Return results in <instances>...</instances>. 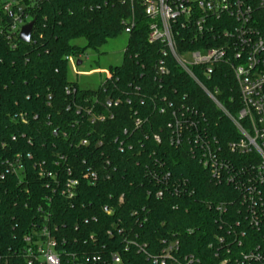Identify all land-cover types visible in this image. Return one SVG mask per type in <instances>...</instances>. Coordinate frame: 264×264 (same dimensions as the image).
Wrapping results in <instances>:
<instances>
[{
    "label": "trees",
    "instance_id": "16d2710c",
    "mask_svg": "<svg viewBox=\"0 0 264 264\" xmlns=\"http://www.w3.org/2000/svg\"><path fill=\"white\" fill-rule=\"evenodd\" d=\"M24 10L34 23L28 44L9 33L8 15L0 23V264H18L14 254L22 237L42 227L57 229L66 254L100 255L98 264H113L111 254L119 264H151L147 257L158 256L173 242L178 243L174 255L179 263L192 256L195 264H219L215 240L225 228L246 233L242 251L260 243L264 187L257 200L263 211L260 229H251L240 193L233 186L214 185L186 147L168 145L171 110L159 114L163 98L173 109L184 107L203 116L222 146L235 133L198 86L173 60L161 56L162 46L147 42L145 17L135 16L121 65L109 68V78L97 89L80 90L68 80L66 57L98 51L119 37L131 11L116 0H43ZM261 26L264 35V20ZM78 40L85 45H76ZM161 60L169 72L159 79L155 67ZM225 66L217 65L210 79L200 80L234 113L239 94ZM108 99L119 100L118 107L105 110L102 104ZM90 109L112 113L113 119L91 124ZM135 118L147 121L135 130ZM153 135L161 137L160 145ZM119 141L130 149L120 152ZM16 161L22 166L17 175L8 172V164ZM159 166L170 174L169 184L185 183L184 192L180 188L175 196L166 190L161 199L155 197L163 189L151 177ZM87 172H95L97 180L83 179ZM67 179L78 182L71 198L60 192ZM219 207L225 211H217Z\"/></svg>",
    "mask_w": 264,
    "mask_h": 264
},
{
    "label": "built area",
    "instance_id": "2783aa9c",
    "mask_svg": "<svg viewBox=\"0 0 264 264\" xmlns=\"http://www.w3.org/2000/svg\"><path fill=\"white\" fill-rule=\"evenodd\" d=\"M43 0H0V23L4 15L10 18L9 33L17 35L21 28L31 21L24 8L34 7ZM127 7L130 17L123 22V31L129 35L134 26L135 16L141 14L147 20V42L162 46L161 56L170 58L176 67L190 78L203 92L221 116L232 126L235 139L225 146L220 145L215 135H211L203 116L197 112L181 107L173 109V104L163 98L165 105L159 108V114L170 111V119L166 125L169 146L186 147L188 154L196 159L207 170L210 180L216 186H233L240 193V206L249 217L251 229L259 230L261 205V187H264V35L261 22L264 20V0H116ZM1 29V26H0ZM1 32V31H0ZM198 46V49L191 47ZM72 57H66L70 62ZM163 60L155 67L156 76L165 77L169 70ZM227 65L239 94V106L231 113L217 99V91H209L200 78L210 79L217 65ZM76 65V64H75ZM77 67V66H74ZM198 71V75L195 74ZM109 78V74H107ZM69 94V91L66 92ZM119 100H106L102 107L109 111L118 107ZM129 103V101H127ZM93 109L87 110L91 124L112 120L108 116L95 114ZM146 120L135 118L133 127L140 129ZM123 136H128L124 130ZM118 139H116L117 141ZM152 140L160 145L162 139L153 135ZM86 145L87 141L81 142ZM130 149L124 141H119L118 148L122 152ZM250 157V161L242 159ZM161 167V166H159ZM8 172L19 174L22 171L20 162L8 164ZM162 167L152 172V180L161 184L155 197L161 199L166 190L175 196L186 187L169 184L170 174L162 173ZM43 172H40V175ZM71 173L67 170V175ZM4 176H0L3 180ZM83 179L93 183L97 180L95 172H87ZM78 182L67 179L63 183L61 194L67 198L74 195ZM182 191H179V189ZM184 192V191H183ZM224 212L222 207L216 209ZM106 214L111 211L103 208ZM223 228H219L221 230ZM224 234L216 237L215 255L219 264H264V238L248 251H242L246 244L243 240L246 233L240 228H225ZM111 238L113 232L108 230ZM64 240L56 228H32L21 240V248L14 254L18 264H98L100 255L66 254L61 246ZM165 244V243H164ZM178 243L165 244L156 257L148 256L151 264H195L192 256L183 258L179 263L174 253ZM213 249V245L209 246ZM235 248V250H233ZM143 250V248H140ZM235 251V252H234ZM79 261H81L79 263ZM113 264H119L116 254H111ZM8 264V262H5Z\"/></svg>",
    "mask_w": 264,
    "mask_h": 264
},
{
    "label": "rangeland",
    "instance_id": "374dc122",
    "mask_svg": "<svg viewBox=\"0 0 264 264\" xmlns=\"http://www.w3.org/2000/svg\"><path fill=\"white\" fill-rule=\"evenodd\" d=\"M128 35L123 32L116 39L110 40L98 51L86 49L79 58L72 57L68 62V80L80 90H95L107 78L109 68L121 65L123 53L126 48ZM78 46H84L83 40L75 42ZM81 65L76 66V62Z\"/></svg>",
    "mask_w": 264,
    "mask_h": 264
},
{
    "label": "water",
    "instance_id": "95a60500",
    "mask_svg": "<svg viewBox=\"0 0 264 264\" xmlns=\"http://www.w3.org/2000/svg\"><path fill=\"white\" fill-rule=\"evenodd\" d=\"M33 21L30 22L29 24L23 26L19 32V40L25 44H28L31 39V32L33 28ZM81 62L77 61L76 66H80Z\"/></svg>",
    "mask_w": 264,
    "mask_h": 264
}]
</instances>
